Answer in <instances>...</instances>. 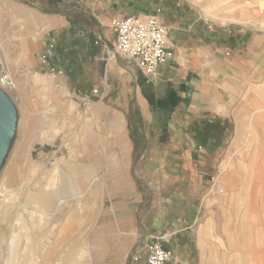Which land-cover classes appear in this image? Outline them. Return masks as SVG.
<instances>
[{
  "label": "crops",
  "instance_id": "crops-1",
  "mask_svg": "<svg viewBox=\"0 0 264 264\" xmlns=\"http://www.w3.org/2000/svg\"><path fill=\"white\" fill-rule=\"evenodd\" d=\"M147 15L168 29L174 55L149 82L112 55L110 25ZM0 43L44 72L59 104L93 107L84 146L69 152L85 155L108 187L97 264H125L129 249L162 235L167 264H264L263 32L215 26L185 0H0ZM150 97L178 98L169 134L148 127L165 119L151 114ZM131 105L147 127L139 148Z\"/></svg>",
  "mask_w": 264,
  "mask_h": 264
},
{
  "label": "rangeland",
  "instance_id": "rangeland-1",
  "mask_svg": "<svg viewBox=\"0 0 264 264\" xmlns=\"http://www.w3.org/2000/svg\"><path fill=\"white\" fill-rule=\"evenodd\" d=\"M185 1L215 26L241 23L234 18L244 16L246 21L242 24L264 33V0ZM204 7L212 8L208 16ZM28 47L31 48L30 44ZM0 48V73L6 72L14 84L12 88H0L16 112L11 141L0 158V228L3 229L0 264H97L92 242L102 238L99 229L104 219L103 208L108 204V187L102 185V171L86 166L85 155L69 152L70 147L79 150L84 146L85 132L92 127L93 107L89 103L69 107L59 104V93L47 88L48 80L36 79L37 75L45 76L44 72L23 65L27 62L25 53L5 49L1 43ZM168 49L171 55L166 61L174 56L171 44ZM46 59L40 54L43 65L47 64ZM142 75L146 82L152 77ZM177 100L176 97L170 104L161 101L155 105L153 97L148 98L151 114L165 118L151 122L148 127L169 134V124L173 126L176 122L173 117ZM132 107L127 106V128L139 148L145 144L141 136L147 127L141 122L143 116ZM99 115L104 116L102 109ZM139 150L133 153V160L141 156ZM69 160L77 162L70 164ZM55 161L62 162V168ZM87 174L90 175L85 179ZM72 185L80 189V196L64 193L66 200L56 205L53 194L65 192ZM12 238H16V243L11 248ZM145 245L129 249L125 264L136 263L143 255L146 258Z\"/></svg>",
  "mask_w": 264,
  "mask_h": 264
},
{
  "label": "built area",
  "instance_id": "built-area-1",
  "mask_svg": "<svg viewBox=\"0 0 264 264\" xmlns=\"http://www.w3.org/2000/svg\"><path fill=\"white\" fill-rule=\"evenodd\" d=\"M110 25L114 32L113 54L133 60L147 76L153 75L156 67L171 55L167 46L168 29L155 16H127L112 20ZM13 86L10 76L1 72L0 87ZM164 238L165 235L152 236L146 243V264H167L171 260V251L161 242Z\"/></svg>",
  "mask_w": 264,
  "mask_h": 264
},
{
  "label": "water",
  "instance_id": "water-1",
  "mask_svg": "<svg viewBox=\"0 0 264 264\" xmlns=\"http://www.w3.org/2000/svg\"><path fill=\"white\" fill-rule=\"evenodd\" d=\"M16 121V112L7 95L0 88V158L11 141Z\"/></svg>",
  "mask_w": 264,
  "mask_h": 264
},
{
  "label": "bare ground",
  "instance_id": "bare-ground-1",
  "mask_svg": "<svg viewBox=\"0 0 264 264\" xmlns=\"http://www.w3.org/2000/svg\"><path fill=\"white\" fill-rule=\"evenodd\" d=\"M196 2H198V1H201V0H195ZM259 2H260V0H259ZM258 2V3H259ZM263 2V1H262ZM260 4V3H259ZM261 5V4H260ZM237 6V5H236ZM231 9H233V8H231ZM204 14H205V16H208L210 13H211V11H212V8H209V7H204ZM231 13V12H230ZM232 17V16H231ZM235 20H237V21H239V22H241V23H244L245 21H246V19H245V17L244 16H239V17H235L234 18ZM36 79H44L46 82H47V78H46V76H36ZM90 175V174H89ZM89 175L87 174V175H85V179L86 178H88L89 177ZM84 176V175H83ZM64 193H71V195H73L74 194V196L75 197H79L80 195V189L78 188V187H76L75 185H72V186H70V187H68L67 188V190L65 191V192H62L61 190H60V193L59 194H53V197H54V200H56V205H60L62 202H64L66 199H63V194ZM59 197H62L61 199L59 198ZM75 204V203H74ZM1 208V207H0ZM42 210V209H41ZM33 211V210H32ZM31 211V212H32ZM35 211V210H34ZM37 211V210H36ZM38 212V211H37ZM43 213V212H42ZM46 214V213H45ZM44 214V215H45ZM39 215V214H38ZM32 216V215H31ZM3 232V229L2 228H0V234ZM55 235V234H54ZM0 240H2V238H0ZM14 243H16V238H12L11 239V241H10V247L12 248L13 246H14ZM79 255V254H78ZM75 256H77V255H75ZM77 258V257H76ZM33 259V258H32ZM31 260V259H30ZM32 261V260H31ZM35 261V260H34ZM33 262V261H32ZM31 262V263H32ZM37 262V261H36ZM34 264H36V263H34Z\"/></svg>",
  "mask_w": 264,
  "mask_h": 264
}]
</instances>
